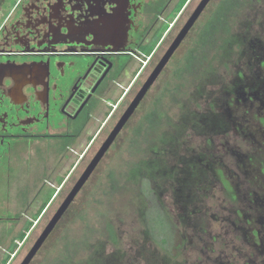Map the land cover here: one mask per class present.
<instances>
[{"label":"flooded vegetation","instance_id":"af4514ba","mask_svg":"<svg viewBox=\"0 0 264 264\" xmlns=\"http://www.w3.org/2000/svg\"><path fill=\"white\" fill-rule=\"evenodd\" d=\"M201 1L0 0V229L4 233L26 224L28 210L37 217L46 209L62 192L64 182L74 178L76 159L84 162L89 157L85 167L89 164ZM225 1L206 2L95 169L124 130L149 127L159 103L151 95L153 87L179 50L184 59L189 55L201 67L208 65V51L218 52L219 7ZM245 42L238 47L235 78L220 83L221 92L209 105L219 102L227 131L247 139L253 150L231 145L236 170L227 169L219 157L178 150L182 162L189 164L178 172L169 165L165 171L181 181L188 179L186 175L199 180L202 167L210 169L208 176L221 179L229 198L244 197L251 212L243 217L235 209L241 217L237 221L245 224L244 239L263 246L264 38L251 34ZM184 59L179 65L187 64L189 59ZM202 72L201 68L199 82ZM208 117L196 111L188 123L190 129L208 133L207 140L218 131L216 118L207 121ZM193 190L195 196L200 194L197 183ZM185 197L182 204L187 207L192 197L190 193ZM4 233L2 238L9 240L10 232Z\"/></svg>","mask_w":264,"mask_h":264},{"label":"rangeland","instance_id":"374dc122","mask_svg":"<svg viewBox=\"0 0 264 264\" xmlns=\"http://www.w3.org/2000/svg\"><path fill=\"white\" fill-rule=\"evenodd\" d=\"M235 17L228 20L231 31L219 43L218 52L208 51V65L201 67L193 56L184 59L180 50L176 53L151 94L159 102L155 109V116L161 117L159 131L147 133L149 127L143 125L122 132L118 144L86 181L30 264H264V244L244 239L245 224L238 223L241 217L234 212L238 209L243 217L251 212L244 197L229 198L221 179L208 176L206 166L199 180L186 175L188 179L177 181L165 171L169 165H175L178 172L189 164L188 159L182 162L179 151L201 153L202 158L219 157L227 169L236 170L231 145L253 150L247 139L227 131L219 102L212 108L209 105L219 96L220 83L228 84L235 78L238 47L246 45L251 34L264 38V0L252 1ZM192 57V69L185 73V65L178 62ZM198 86L203 89L200 93ZM196 111L202 112L203 118L210 115L207 121L211 117L218 121L212 138L207 140L208 133L188 127L189 117ZM151 140L158 142L159 150L149 149L147 154L146 145ZM88 160L76 159L74 178L64 182L62 192L41 214L33 217L34 212L28 210L26 224L6 229V233L0 229V264L20 263ZM196 183L201 189L197 196L193 190ZM186 193H190L192 203L184 207ZM9 232V240L2 238Z\"/></svg>","mask_w":264,"mask_h":264},{"label":"water","instance_id":"95a60500","mask_svg":"<svg viewBox=\"0 0 264 264\" xmlns=\"http://www.w3.org/2000/svg\"><path fill=\"white\" fill-rule=\"evenodd\" d=\"M208 0H202L195 11L193 12L192 16L188 19L184 27L178 32L174 40L172 41L171 45L169 46L168 50L165 52V54L162 56L158 64L155 66L152 73L149 75L145 83L143 84L142 88L140 89L138 95L135 97L133 102L130 104V106L127 108V110L124 112L114 129L110 132L107 139L104 141V143L101 145V147L98 149L97 153L94 155V157L91 159L89 164L85 167L79 178L76 180L74 185L71 187L69 192L66 194L60 205L57 207V209L54 211L48 222L43 227L42 231L40 232L39 236L35 239L27 253L24 255L23 259L20 261L19 264H30L32 259L35 257L39 249L42 247L46 239L49 237V235L52 233L54 228L56 227L57 223L60 221L66 210L68 209L69 205L72 203L74 198L76 197L77 193L80 191L81 187L84 185V183L88 180L89 176L95 169L96 165L100 161L103 154L106 152V150L109 148L110 144L114 140L116 134L121 129L122 125L126 121V119L130 116L134 108L136 107L137 103L141 100L144 93L148 90L150 85L154 82L160 71L162 70L163 66L166 64V62L171 57L174 50L177 48L181 40L186 35L190 25L196 20L197 16L201 12L202 8L206 4Z\"/></svg>","mask_w":264,"mask_h":264},{"label":"trees","instance_id":"16d2710c","mask_svg":"<svg viewBox=\"0 0 264 264\" xmlns=\"http://www.w3.org/2000/svg\"><path fill=\"white\" fill-rule=\"evenodd\" d=\"M250 2H252V0H226L225 2H223L220 7H219V11L220 13H222V16L219 17L218 19V40L219 43L222 42L225 37L228 35V32L230 31V24H228V17H231L233 15L234 19L236 20L235 15L237 13H240L241 11L245 10V6H247ZM190 59V58H189ZM191 62L190 60L187 62V64L185 65V73H189V71L192 69L190 66ZM180 71V69H178ZM199 73V71L197 72V74ZM197 77H199L197 75ZM150 117V116H149ZM148 117V118H149ZM152 119L149 118V132L147 133H155L159 131L160 127V122H161V117L157 114L154 118L153 121H151ZM153 122V124H152ZM153 142V141H152ZM159 147L158 142H154V144H148V146L146 147V152L147 154H149V149H153L156 150ZM136 166H139L138 164H134ZM134 166V167H136ZM24 235V233H20L19 234V238H22ZM62 263V262H61ZM60 262H54L52 264H61Z\"/></svg>","mask_w":264,"mask_h":264}]
</instances>
